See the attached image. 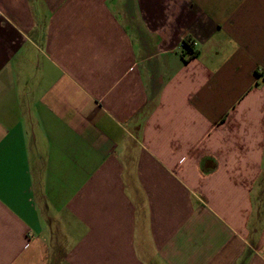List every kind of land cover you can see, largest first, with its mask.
Returning <instances> with one entry per match:
<instances>
[{
	"label": "crops",
	"instance_id": "0c3cea01",
	"mask_svg": "<svg viewBox=\"0 0 264 264\" xmlns=\"http://www.w3.org/2000/svg\"><path fill=\"white\" fill-rule=\"evenodd\" d=\"M0 264H264V0H0Z\"/></svg>",
	"mask_w": 264,
	"mask_h": 264
},
{
	"label": "trees",
	"instance_id": "16d2710c",
	"mask_svg": "<svg viewBox=\"0 0 264 264\" xmlns=\"http://www.w3.org/2000/svg\"><path fill=\"white\" fill-rule=\"evenodd\" d=\"M182 44H183L182 48H184L185 51L190 53V55H193L195 53V51L193 50V47H192V42L189 39H185V38L182 39Z\"/></svg>",
	"mask_w": 264,
	"mask_h": 264
},
{
	"label": "built area",
	"instance_id": "2783aa9c",
	"mask_svg": "<svg viewBox=\"0 0 264 264\" xmlns=\"http://www.w3.org/2000/svg\"><path fill=\"white\" fill-rule=\"evenodd\" d=\"M179 46H180V47H182V46H183V44H182V40L179 42Z\"/></svg>",
	"mask_w": 264,
	"mask_h": 264
}]
</instances>
